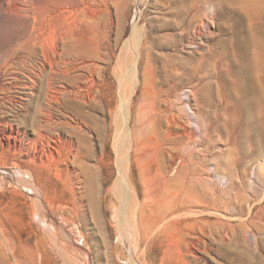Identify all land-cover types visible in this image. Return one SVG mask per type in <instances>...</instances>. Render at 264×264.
Segmentation results:
<instances>
[{
	"label": "rangeland",
	"instance_id": "rangeland-1",
	"mask_svg": "<svg viewBox=\"0 0 264 264\" xmlns=\"http://www.w3.org/2000/svg\"><path fill=\"white\" fill-rule=\"evenodd\" d=\"M99 4L101 56L95 63L103 67L101 78L89 77L82 68L86 58L65 56L56 42L63 53L57 57L60 67L67 62V76L76 78L66 87L82 89L84 98L69 96L71 104L63 109L54 104V120L79 128L87 152L84 167L74 164L67 176H54L63 198H52L39 210L19 181L32 156L20 152L32 146L36 128L44 124L39 108L45 104L49 68H43L42 95L22 92V84H32L33 72L41 69L40 51L28 57L20 52L32 33V7L24 0H0V218L8 221L11 247H4L0 264H147L153 259L160 264L167 251L174 253V264H264V0ZM134 26L141 41L128 123L141 132L144 163L174 166L154 183L157 194L165 198L167 190L177 188L185 206L179 231H169L165 241L147 249L131 227L119 224L123 216L112 189L114 135L121 129L116 115L123 93L131 91L116 74L133 58L123 44ZM66 178L71 184L64 186ZM134 183L142 201V180Z\"/></svg>",
	"mask_w": 264,
	"mask_h": 264
},
{
	"label": "bare ground",
	"instance_id": "bare-ground-1",
	"mask_svg": "<svg viewBox=\"0 0 264 264\" xmlns=\"http://www.w3.org/2000/svg\"><path fill=\"white\" fill-rule=\"evenodd\" d=\"M102 1L103 0H24L25 5H31L30 7H32V12L27 9L26 11L32 14L33 26L32 33L24 39L20 46L21 48H19L20 52L24 53L26 57L30 54L39 55L38 51H40L39 56H41V62L39 65L41 69H37L33 72L31 76L33 80L30 79L32 84H22V90H24L22 92L31 91L34 93V90H38L39 94L42 95L43 84L41 79L44 73L43 68L46 66L49 68V70L45 69L48 70L45 81V104L39 108V112L44 119V124L39 125L38 129L36 128V138L32 141V146H27V148L24 145L26 148L20 152V156L27 155L29 157V155H31L33 158L26 162L31 168L27 166L28 169H23V175L25 177L24 179H19V181L26 190L31 192L33 195V206H39V210L40 208L42 209L48 206L52 198H63L60 196L58 184L53 177L55 176L56 178V175L58 177L60 174H63V176L65 174V176H67L68 168L74 164H78V166H82L83 168L82 158L86 156L87 153L82 152V137L81 132L78 131L79 128H76L77 126H71L69 123L61 120L56 123V120H54V104H57L63 109L71 104L69 96H74L79 101H82L84 98L82 89L78 88L73 91L67 89L66 86H68L69 80H76V78L67 76L70 68H68L67 62H61L62 67H60L57 57L58 55L61 56L63 53H58L56 42L62 44L65 56H79V58L83 60L86 58L88 61L91 59V63L89 64L85 59L82 68L88 72L89 77L92 78L96 76L97 78H101L104 72L102 69L103 67L98 66L95 61H99L101 56L100 49L98 48L99 46H97L99 31L97 32L96 27L101 15L99 3ZM71 15L76 16H73L74 19L72 18L73 20H71L72 22L70 23L68 22V17ZM140 41V32L134 26L130 36L123 44L124 47L132 50L133 58L122 74H116L118 81L123 83L124 79L125 84L127 83L129 85L131 91L127 96H124L122 92V101L116 115L120 120L121 129L114 135L117 177L112 189H114L118 197L119 215L120 217L123 216L122 222H119V224H123V228L126 227L130 229L131 227L137 239H139L141 243H145L147 249L149 243L165 241L169 235V231H179V213L185 210L183 209L185 206L180 199V191L177 188L167 190L168 196L165 198H161V196L157 194L159 186L154 183L156 181L161 182V179L163 180L165 175L172 172L174 166L171 164L162 166L144 163L141 154L144 149L140 136L141 132L140 130L130 127L128 123V107L132 94L131 92L134 90L137 83V61L139 58ZM86 51L91 52L90 56L84 54L87 53ZM127 57H129V55ZM70 63L72 64L73 60ZM116 71L117 70L113 73ZM91 80L92 79L89 78V81ZM124 88L126 89V86ZM95 93L97 94L98 91H94L93 100L96 98ZM38 99H40V97ZM73 139H76L77 142L75 143ZM36 156L38 157L37 160L34 158ZM101 160L102 158L99 159V162ZM62 167H65L66 170ZM137 177L142 180L143 183L144 199H142V201L139 200V193L134 183ZM175 179L176 178H174V180ZM66 180V182L62 181V185H66L67 182V184H71L70 180L67 178ZM171 181H173V178L167 177V182ZM112 189L110 191H112ZM70 196L72 199H75V195L71 189ZM75 201L76 200H73V202ZM114 206L115 204H112V207ZM128 212H132V218L127 219ZM5 218L7 219L8 216H5ZM6 223H8V221ZM6 223L0 218L1 257H3L2 251H4V247L9 251L11 250L10 241L7 236ZM126 232H124L125 235ZM124 233L121 235H124ZM147 252L148 251H145V253ZM174 259H176L174 253L167 251L164 253V257L161 259L160 264H165V262L166 264H174L172 261ZM129 262H131L130 264H138L135 261ZM147 264H157V261L153 259L147 262Z\"/></svg>",
	"mask_w": 264,
	"mask_h": 264
}]
</instances>
